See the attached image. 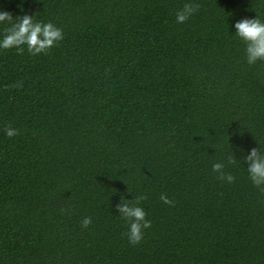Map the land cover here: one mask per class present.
Returning a JSON list of instances; mask_svg holds the SVG:
<instances>
[{"label": "trees", "instance_id": "trees-1", "mask_svg": "<svg viewBox=\"0 0 264 264\" xmlns=\"http://www.w3.org/2000/svg\"><path fill=\"white\" fill-rule=\"evenodd\" d=\"M187 2L200 9L177 23ZM0 11L64 35L47 55L0 49V264H264V192L244 160L264 151V62L249 65L235 35L242 19L264 21V0H0ZM141 194L152 226L132 246L116 206Z\"/></svg>", "mask_w": 264, "mask_h": 264}, {"label": "clouds", "instance_id": "clouds-1", "mask_svg": "<svg viewBox=\"0 0 264 264\" xmlns=\"http://www.w3.org/2000/svg\"><path fill=\"white\" fill-rule=\"evenodd\" d=\"M200 9L198 3L187 2L176 13L177 23L187 22ZM0 23L7 24L3 38L0 39V49H15L17 54L23 55L25 46L31 56L47 55L49 51L58 46L64 39L63 30L51 22L37 21L33 16L25 15L14 19L7 11H0ZM236 36L244 43L246 60L249 65H255L258 61L264 62V21L259 16L255 19H242L235 24ZM22 87V83L14 85ZM5 134L11 138L18 135V130L11 125L5 127ZM247 164L249 179L254 186L264 192V151L261 148H253L250 154L244 157ZM236 159L229 155L227 165H234ZM224 162H216L212 165V171L221 181L234 183L235 177L225 171ZM148 199L146 194L137 195L132 200L122 199L117 210L120 217L126 222L128 231L124 233L129 244L139 245L145 235V230L151 228L152 221L147 218L146 211L140 206ZM160 200L174 206V201L166 194H161ZM61 211H67L62 209ZM92 224V217H85L81 221V227L87 229Z\"/></svg>", "mask_w": 264, "mask_h": 264}]
</instances>
